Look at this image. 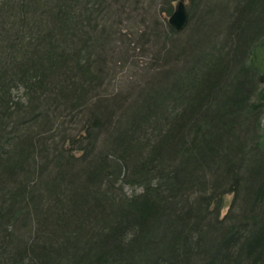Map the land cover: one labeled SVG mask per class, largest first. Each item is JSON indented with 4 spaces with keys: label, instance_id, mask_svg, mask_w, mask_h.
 Listing matches in <instances>:
<instances>
[{
    "label": "trees",
    "instance_id": "obj_1",
    "mask_svg": "<svg viewBox=\"0 0 264 264\" xmlns=\"http://www.w3.org/2000/svg\"><path fill=\"white\" fill-rule=\"evenodd\" d=\"M173 1L0 0V264H264V0Z\"/></svg>",
    "mask_w": 264,
    "mask_h": 264
},
{
    "label": "water",
    "instance_id": "obj_2",
    "mask_svg": "<svg viewBox=\"0 0 264 264\" xmlns=\"http://www.w3.org/2000/svg\"><path fill=\"white\" fill-rule=\"evenodd\" d=\"M190 12L185 1H180L170 17V23L177 30H184L189 22Z\"/></svg>",
    "mask_w": 264,
    "mask_h": 264
},
{
    "label": "rangeland",
    "instance_id": "obj_3",
    "mask_svg": "<svg viewBox=\"0 0 264 264\" xmlns=\"http://www.w3.org/2000/svg\"><path fill=\"white\" fill-rule=\"evenodd\" d=\"M178 1H179V0H175V1L173 2V3H174V9H175V7H176ZM186 2H187V8H188V10L191 11V10H190V6H191V2H192V1H191V0H186ZM165 16H166V17H167V16L169 17L170 14H165ZM263 79H264V77H263ZM262 121L264 122V118H263ZM233 200H234V193L225 194V195L220 199V201H219V209H220V216H221V217L225 216V215L228 213V211H229V209H230V206H231Z\"/></svg>",
    "mask_w": 264,
    "mask_h": 264
},
{
    "label": "bare ground",
    "instance_id": "obj_4",
    "mask_svg": "<svg viewBox=\"0 0 264 264\" xmlns=\"http://www.w3.org/2000/svg\"><path fill=\"white\" fill-rule=\"evenodd\" d=\"M174 1H175V0H174ZM174 1H173V2H174ZM180 1H181V0H179L178 3H179ZM182 1H185V3L187 4L186 0H182ZM178 3H177V5H178ZM177 5H176V7H177ZM176 7H175V9H176ZM175 9H174V10H175ZM174 10H173V11H174ZM172 14H173V12L170 13V16H169V17H168V16L166 17V18H167V19H166V20H167V23L169 24V26H170L172 29H174V30H176V31H178V32L183 31V30H177V29H176L175 27H173L172 24L170 23V17H171ZM189 22H190V17H189ZM189 22H188L186 28L188 27ZM186 28H185V29H186ZM260 124H261V126L264 125V122L262 121V119L260 120Z\"/></svg>",
    "mask_w": 264,
    "mask_h": 264
}]
</instances>
